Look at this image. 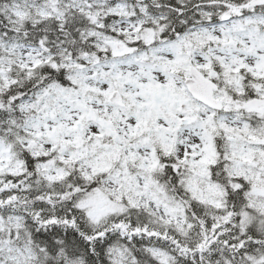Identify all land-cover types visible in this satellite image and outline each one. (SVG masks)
Returning a JSON list of instances; mask_svg holds the SVG:
<instances>
[{
  "label": "snow or ice",
  "instance_id": "obj_1",
  "mask_svg": "<svg viewBox=\"0 0 264 264\" xmlns=\"http://www.w3.org/2000/svg\"><path fill=\"white\" fill-rule=\"evenodd\" d=\"M0 264H264V0H0Z\"/></svg>",
  "mask_w": 264,
  "mask_h": 264
}]
</instances>
